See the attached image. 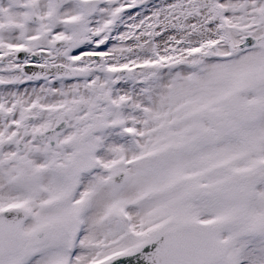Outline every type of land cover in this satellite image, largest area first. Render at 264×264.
<instances>
[{"label": "snow or ice", "instance_id": "6c2138e0", "mask_svg": "<svg viewBox=\"0 0 264 264\" xmlns=\"http://www.w3.org/2000/svg\"><path fill=\"white\" fill-rule=\"evenodd\" d=\"M0 264H264V0H0Z\"/></svg>", "mask_w": 264, "mask_h": 264}]
</instances>
